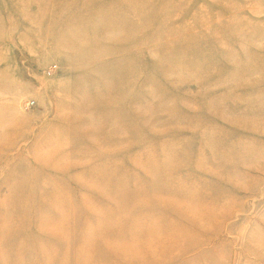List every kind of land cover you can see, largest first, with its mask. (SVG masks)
Here are the masks:
<instances>
[{"label":"rangeland","instance_id":"rangeland-1","mask_svg":"<svg viewBox=\"0 0 264 264\" xmlns=\"http://www.w3.org/2000/svg\"><path fill=\"white\" fill-rule=\"evenodd\" d=\"M0 264H264V0H0Z\"/></svg>","mask_w":264,"mask_h":264}]
</instances>
